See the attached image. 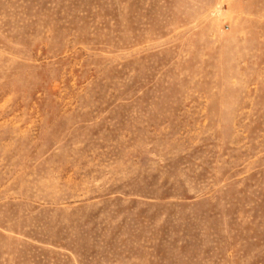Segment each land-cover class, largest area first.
<instances>
[{
    "label": "rangeland",
    "instance_id": "374dc122",
    "mask_svg": "<svg viewBox=\"0 0 264 264\" xmlns=\"http://www.w3.org/2000/svg\"><path fill=\"white\" fill-rule=\"evenodd\" d=\"M0 264H264V0H0Z\"/></svg>",
    "mask_w": 264,
    "mask_h": 264
}]
</instances>
